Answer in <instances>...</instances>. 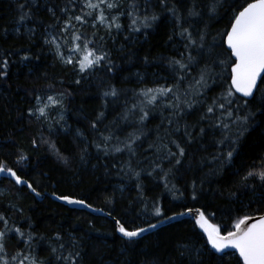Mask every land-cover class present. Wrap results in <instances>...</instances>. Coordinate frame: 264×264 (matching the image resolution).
<instances>
[{
	"label": "trees",
	"instance_id": "obj_1",
	"mask_svg": "<svg viewBox=\"0 0 264 264\" xmlns=\"http://www.w3.org/2000/svg\"><path fill=\"white\" fill-rule=\"evenodd\" d=\"M129 2L120 0L124 7L117 11L125 14L119 31L80 29L82 36L93 42L89 48L97 54L106 53L107 59L103 67L82 74L77 84L74 68L63 65L44 41L46 32L61 40L60 25L67 18L60 10L69 0H0V63L8 61L7 74L0 78V162L41 193L37 199L25 187L0 180V215L7 218L8 229L20 228L24 240L32 238L25 244L9 231V255L21 251L43 264H65L56 256L70 253L76 264H237L238 258L231 253L211 251L192 219L163 226L130 242L118 236L113 217L134 230L199 208L225 234L237 219L264 213V188L259 179L249 178L250 187L242 186V178L251 170L258 171L264 162V109L258 100L238 109L237 104L232 105L242 116L253 115L246 126L231 125L230 140L224 145L217 144L222 130L212 127L211 120L200 119L207 104L228 89L230 69L217 59L224 51L223 34L230 28L236 7L253 0H168V8L177 9L183 26L194 37L206 34L203 48L188 51L185 41L176 35L177 20L159 0H136L139 16L156 14L159 19L149 28L131 31L126 14ZM193 7L198 15L189 16L188 9ZM80 11L81 6L76 5L69 14L79 15ZM23 12L30 18L21 21ZM189 55L194 63L178 93L158 96L149 104L141 93L149 88L174 87L176 73L169 61L183 59L187 63ZM206 65L211 79L208 87L200 89L203 97L186 94L185 89L192 91L189 81L198 79ZM259 84L258 98L264 94V84ZM112 90L115 96L104 95ZM49 94L63 98L67 129L48 132L29 115L36 97ZM236 97L241 103L242 98ZM186 100H192L195 107L188 110ZM201 100L203 103H197ZM168 104H179L182 110L174 113ZM144 112L148 115L141 122ZM241 127L247 131L232 144ZM109 135L106 154L103 137ZM130 140H135L134 153L124 147ZM172 141L185 149L179 165L175 158L167 157L163 147L167 144L176 151ZM116 147L123 151L116 152ZM230 148L235 151L229 162L225 156ZM21 156L26 159L18 163ZM49 195L84 199L93 208L110 212L111 218L70 209ZM156 207L164 217L154 215Z\"/></svg>",
	"mask_w": 264,
	"mask_h": 264
},
{
	"label": "snow or ice",
	"instance_id": "obj_2",
	"mask_svg": "<svg viewBox=\"0 0 264 264\" xmlns=\"http://www.w3.org/2000/svg\"><path fill=\"white\" fill-rule=\"evenodd\" d=\"M162 8H166L167 11L177 20V27L179 31L176 33L180 39L185 41V50L188 51L192 48H203L206 41V34L201 32L198 37H194L193 34L184 27L182 24V19L173 6L168 8V0H159ZM80 5L81 11L79 15H67L69 12H74L75 6ZM24 8V5H20ZM124 6L120 3V0H69V3L61 8V12L67 15V19L64 21L61 28V32L67 33L71 30V43L68 47V52L72 55L65 57L60 53V45L56 44L55 40L46 41V43H52L56 45L58 57L66 64L73 65L75 70L80 74H84L89 70H93L104 66V62L107 59V54H97L94 49L89 48V44L93 43L90 40L84 38L80 32V28L91 21V26L96 28L98 25L103 26L106 30L111 33L112 28L119 31L122 28L121 23H119V17L124 15L123 11H120L116 15H109L115 9H122ZM128 11L127 15L131 19L130 30L140 31L141 27L149 28L152 24L159 19L156 14L148 15L147 13L143 17L138 15V4L136 0H130L127 5ZM48 11L55 16V12L52 8ZM189 16L198 15V13L193 8L188 9ZM28 12H23L20 16V20L23 21L28 19ZM224 39L221 45L223 51L222 56H218L220 64H222L225 69H230V74L228 75L229 85L225 93H222L219 97L213 98L210 103L207 104L204 113L201 115V120H211V126L222 130V139L217 141L218 146L224 145L230 140L229 133L231 132L232 124L248 125L249 117L253 115L249 112L247 115H240L237 110L232 108L233 104H237V109L240 106L248 107L254 102H257L260 108L264 109V94H261L259 98L257 93L260 92V84H258V78L260 83L264 84V0H253V2H248L246 5H239L233 14L230 21V28L223 34ZM67 39V38H66ZM103 39V38H101ZM171 39V37H170ZM81 41H83L81 43ZM183 56V53L181 54ZM27 59V57H24ZM194 63V57L189 55L188 62L185 63L183 59H172L169 61L170 66L176 73V81L174 87L161 86L158 88H149L141 93V95L148 97L147 102L149 104L153 103L158 96L167 97L169 95H174L178 93L181 85L186 79V74L188 69ZM0 68L4 71H0V78L7 74L8 61L5 59L0 63ZM111 71V68L108 69ZM211 79V74L206 65L200 70L199 78H193L189 81V88L192 89L191 92L185 89L186 94L203 97V92L200 91L201 88L208 87V80ZM76 83L79 84L80 80L77 79ZM234 94H238L239 98H243L241 103H237V97ZM107 95H116V91L112 90L111 93L105 92ZM37 99V109L36 112L39 113L40 117L46 115L45 108L49 106L50 103L54 102L53 96H48V102L45 103L43 107H40L41 98L39 96ZM177 101H179V96L176 95ZM184 103L188 110L195 107L192 100H186ZM197 103H203V100L197 101ZM172 108L174 113L180 112L182 109L179 104H168L166 105ZM143 111V109L141 110ZM35 113L29 112V115H34ZM103 113H101V116ZM148 113L144 112L141 116V122L147 118ZM100 117H97L99 119ZM171 123V121H170ZM93 128H96L95 123L92 124ZM178 130V129H177ZM247 131V127H241L236 140H231L232 144L237 143L240 136H243L244 132ZM204 128L200 129V134L204 135ZM189 137L191 133H186ZM135 139H139L136 137ZM105 142V147L103 150L107 154V143L111 140V136L103 137ZM190 142V141H189ZM135 140H130L126 143L124 147L129 151L134 153L132 145ZM176 151H172L168 148L167 144L163 147L167 149V157L169 159L175 158V164L179 165L182 160L181 158L185 155V149L181 144L172 141ZM33 146H36V142L33 141ZM100 149L101 146L97 145ZM116 152L123 151L122 148L116 147ZM234 148H230L225 156V159L229 162L233 158ZM26 159L24 156L19 158V161ZM151 174V173H149ZM0 175H5L11 177L17 185H27V188L34 193L36 196H40L41 193L36 190L35 187L27 180L22 179L17 171L8 167L3 162H0ZM139 176V173H136ZM167 175V174H166ZM258 178L260 181V187L264 188V162H262L261 168L257 170H251L246 176L242 178L244 181L243 187L245 189L249 188L247 181L249 178ZM167 186V185H166ZM254 187V186H253ZM193 188L195 189V182H193ZM233 197L236 193L232 194ZM56 200L63 201L68 205L79 206L82 208L90 209L91 211H102L101 209L93 208L84 199H75L69 196H55ZM193 199H196L195 193L193 194ZM192 212V209H188V212H180L178 216H184ZM195 224L203 232L206 237L207 247L213 250L215 253H220L228 255L225 250L231 249L234 252L231 255L238 256L237 264H264V215L257 217L245 216L239 218L233 223L231 229L224 230L225 234H221L222 230L214 224H210L205 217L204 212L199 208L195 210ZM105 215H111V213H105ZM156 217H164V213L160 207H156L154 211ZM178 216L165 217V219L172 220L177 219ZM115 220V230L128 241H134L136 238L141 236L144 232L155 229L158 224L163 223L164 220H159L157 223H149L147 228L139 227L134 230H129L125 225L119 220L113 217ZM252 220L254 222L249 223ZM0 222L3 223L4 229L0 230V264H43V261L37 260L35 257L24 254L21 251H17L12 255H9L6 237L9 231H14L16 236L25 243H29L32 239L29 236L28 240H24V233L20 228L8 229V220L4 215H0ZM57 240L60 239L59 235L56 237ZM75 243V241H73ZM61 248L64 247L63 244L60 245ZM186 247V246H185ZM56 249L53 248V254L56 253ZM183 255V253H181ZM78 255V253H77ZM57 260H62L65 264H76L75 260L71 258V253L69 256H64L63 254L56 256ZM223 259V256L220 257Z\"/></svg>",
	"mask_w": 264,
	"mask_h": 264
},
{
	"label": "rangeland",
	"instance_id": "obj_3",
	"mask_svg": "<svg viewBox=\"0 0 264 264\" xmlns=\"http://www.w3.org/2000/svg\"><path fill=\"white\" fill-rule=\"evenodd\" d=\"M119 12L117 11V9L113 10L112 13H110L109 15H116L118 14ZM67 15H73V14H67ZM67 15H66V18H67ZM120 18L121 16L119 17V23H120ZM63 23L64 21L62 22V24L60 25V34H61V40H58L54 35H51L50 33L46 32L44 34V41L46 43V41H52V40H55L56 41V44L60 45V53L65 56V57H68L70 55H72L71 53L68 52V47L70 46V43H71V30H69V32L67 33H64V32H61V28L63 26ZM79 27L80 29L84 28V27H88V28H91L93 30H101V31H107L105 27L103 26H97L96 28H93L91 26V21H89L88 24L86 25H83V26H77ZM113 31H117L115 28H112L111 32ZM108 32V31H107ZM67 38V39H66ZM47 46H50L53 50V52L55 53V55L57 56V58L62 62L63 65L65 66H72L74 68L73 65H66L57 55V48H56V45L55 44H52V43H46ZM75 70V68H74ZM76 77L77 79L78 78H81V75L78 71H76ZM48 96H53L54 97V102L53 103H50L49 106L47 108H45V113L46 115L43 116V117H40L39 116V113L36 112V109L38 107L37 105V101L34 105V108L32 109L31 112L35 113L33 115V117L35 118L36 121H39L41 123V125H43V128L48 131V132H51L53 131L54 129L56 128H61V129H65L66 126H65V120H64V114L62 112V107H63V98L60 96V95H57V94H49V95H46V96H41V102H40V107H43L45 103H49L48 102ZM67 129V128H66ZM3 194V191H0V195Z\"/></svg>",
	"mask_w": 264,
	"mask_h": 264
},
{
	"label": "water",
	"instance_id": "obj_4",
	"mask_svg": "<svg viewBox=\"0 0 264 264\" xmlns=\"http://www.w3.org/2000/svg\"><path fill=\"white\" fill-rule=\"evenodd\" d=\"M264 76V73H262V77ZM259 82H260V79L258 78V84H259ZM236 96H238V94H235ZM243 99V98H242ZM0 180H10V181H12V182H14L15 183V181L14 180H12V178L11 177H7V176H5V175H0ZM16 184V183H15ZM17 185V184H16ZM17 186H20V187H25L26 189H28L27 188V185H17ZM28 191L33 195V196H35L37 199H40L41 198V195L40 196H36L34 193H32L29 189H28ZM49 197L52 199V200H54V201H56L57 203H60V204H62V205H65V206H67V207H69L70 209H74V210H77V211H84V212H87V213H89V214H91V215H93V216H101V217H107V218H111L109 215H105V213L104 212H102V211H96V212H94V211H91L90 209H87V208H82V207H79V206H74V205H68V204H66V203H64L63 201H60V200H56L54 197L55 196H51V195H49ZM184 212H188V210L187 211H184ZM179 214V213H178ZM178 214H175V215H172V216H178ZM195 215H196V213H195V210H192V212L191 213H189V214H187V215H184V216H178V218L177 219H172V220H168V219H163L164 220V222L163 223H160V224H158V226L155 228V229H150V230H148V231H146V232H144L143 234H141V236H139L138 238H140V237H142V236H145V235H147V234H150V233H152L153 231H155V230H157V229H159V228H161V227H163V226H167V225H169V224H172V223H176V222H180V221H182V220H186V219H192L194 222H195ZM260 215H264V213L263 214H260ZM260 215H256V216H252V217H259ZM171 217V216H170ZM209 222V221H208ZM249 223H252V222H254V221H252V220H249L248 221ZM157 223V222H156ZM210 223V222H209ZM211 224V223H210ZM147 228V227H146ZM203 233V232H202ZM117 234H118V236H120V234L117 232ZM121 238H123L122 236H120ZM205 237V236H204ZM123 239H125V238H123ZM205 240H206V237H205ZM211 251H213V250H211ZM227 253H232V252H234V250H231V249H226L225 250ZM214 252V251H213ZM215 253V252H214ZM216 254H219V255H224V254H220V253H216ZM237 258H238V256H236Z\"/></svg>",
	"mask_w": 264,
	"mask_h": 264
}]
</instances>
